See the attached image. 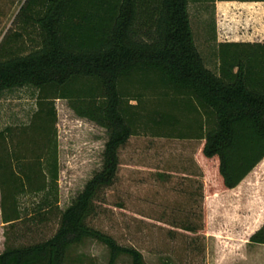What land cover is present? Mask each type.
Segmentation results:
<instances>
[{
	"label": "trees",
	"instance_id": "1",
	"mask_svg": "<svg viewBox=\"0 0 264 264\" xmlns=\"http://www.w3.org/2000/svg\"><path fill=\"white\" fill-rule=\"evenodd\" d=\"M189 3L25 0L18 31L0 42V93L33 87L36 107L27 124L0 130V220L11 229L56 212L58 227L43 241L6 244L0 264H67L85 239L106 247V264H147L137 248L87 223L97 192L116 177L119 149L141 130L202 141L201 196L235 188L264 158V40L218 43L213 71L195 44ZM57 99L108 134L101 169L64 210ZM22 198H33L31 209ZM182 228L196 234L203 225ZM248 240L264 245V225Z\"/></svg>",
	"mask_w": 264,
	"mask_h": 264
},
{
	"label": "rangeland",
	"instance_id": "2",
	"mask_svg": "<svg viewBox=\"0 0 264 264\" xmlns=\"http://www.w3.org/2000/svg\"><path fill=\"white\" fill-rule=\"evenodd\" d=\"M24 2L0 0V42L18 31L16 16ZM189 14L195 44L206 66L216 71L215 48L209 42L210 25L216 18L214 4L190 0ZM36 95L30 86L2 91L0 130L27 124L36 107ZM55 106L58 208L64 210L101 169L108 134L77 117L66 100L57 99ZM197 145L142 130L130 137L119 151L116 177L97 192L94 213L87 223L119 244L137 248L147 264H264V245L248 240L252 231L264 225V163L251 174L254 182L247 180L234 190L201 196L202 177L194 166ZM167 171L174 173L169 180ZM182 172L192 178L183 177ZM32 201L22 198L21 207L31 209ZM186 224H202L203 229L195 234L182 228ZM57 227L56 212L47 222L24 219L11 229L0 220V252L8 243L46 240ZM106 260V247L91 239L73 245L67 255V264H106ZM118 264H129V260L121 257Z\"/></svg>",
	"mask_w": 264,
	"mask_h": 264
},
{
	"label": "crops",
	"instance_id": "3",
	"mask_svg": "<svg viewBox=\"0 0 264 264\" xmlns=\"http://www.w3.org/2000/svg\"><path fill=\"white\" fill-rule=\"evenodd\" d=\"M212 4H214L216 18L210 27L209 42L212 44V47L214 46L213 48H216L217 44L221 42H262L264 40V1L215 0ZM213 55L215 57V52ZM155 137H161L165 139L174 138L176 140L198 142V148L196 153H194V166L196 167L197 172L201 174L202 169L197 158V152L202 143L201 140L191 138L180 139L168 136ZM263 163L264 158L243 178V180L235 188L229 189L228 191L238 188L243 182L247 180H250L248 182H254L255 176L251 174L260 166H262ZM261 168L263 169V167ZM169 174L174 173L167 171L166 177L168 180L171 178L169 177ZM181 175L183 177L192 178V175H186V172H182ZM203 182L204 179H202L200 187L203 185Z\"/></svg>",
	"mask_w": 264,
	"mask_h": 264
}]
</instances>
